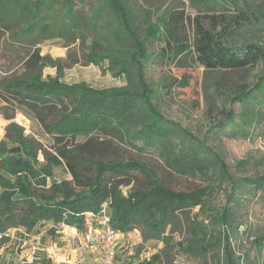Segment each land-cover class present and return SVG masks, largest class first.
<instances>
[{
    "label": "trees",
    "instance_id": "trees-1",
    "mask_svg": "<svg viewBox=\"0 0 264 264\" xmlns=\"http://www.w3.org/2000/svg\"><path fill=\"white\" fill-rule=\"evenodd\" d=\"M141 1L0 0V42L10 28L9 18L16 17V37L31 48L26 69L32 73L28 80L0 85V99L33 116L55 138L54 152H43L47 165L40 172L32 164L39 150L26 138L11 140L17 142L14 145L5 139L0 142V234L20 227L32 231L51 223L46 232L56 237L63 224L84 231L87 221L93 222L88 214H98L109 218L120 233L136 227L143 242L163 243L161 251L136 262L162 264V255H168L173 245L177 221L184 216L195 236L190 245L178 243L182 251L212 252L217 264H260L256 258H236L231 244L222 238L210 242L204 221L187 214L198 208L200 215L212 207L205 219L232 228L234 209L209 206L216 186L232 190L235 206L244 191L264 194V174L239 176L218 145H207L167 119L157 105L161 90L148 81L146 64L182 66L194 61L206 71L239 76L234 87L215 81L205 89L209 109L220 116L211 128V138L218 142L229 125L235 133L250 136L264 120V43L247 35L264 29V6L255 0H189L201 12L192 20L182 10H165L155 17ZM42 38L91 39L95 57L110 60L114 73L125 76L128 85L98 90L67 85L58 77L44 80L40 72L53 64L37 48ZM155 40L163 46L152 52L149 44ZM161 85L162 89L169 86ZM138 142L144 149L153 148L172 171L201 173L214 185L175 191L146 164L113 157L120 143L139 149ZM248 165V160L239 161L237 171ZM62 166L73 180L49 183L51 172L47 171ZM91 167L93 175L88 171ZM255 244L264 249V234ZM0 264L12 262L1 259ZM31 264L53 263L44 256Z\"/></svg>",
    "mask_w": 264,
    "mask_h": 264
},
{
    "label": "rangeland",
    "instance_id": "rangeland-1",
    "mask_svg": "<svg viewBox=\"0 0 264 264\" xmlns=\"http://www.w3.org/2000/svg\"><path fill=\"white\" fill-rule=\"evenodd\" d=\"M255 1L260 6H264V0ZM141 4L145 9L152 10L155 17L160 16L165 10H182L184 15H190L193 20L197 14L201 13L191 5L189 0H142ZM15 20L16 17L9 18L10 28L5 30L4 38L0 42V85L15 84L28 80L32 76V73L26 69V61L31 48L16 37L18 27ZM191 33H193L192 28ZM247 36L254 41L264 43V29L248 33ZM149 45L153 52L159 50L163 43L155 40ZM37 48L41 51V55L53 64L45 66L40 72L44 80L58 77L67 85L82 84L98 90L123 89L128 85L125 76L114 73L110 60L100 55L95 57L91 39L84 42L65 38H42ZM61 69L63 71H60ZM146 76L157 90H161L157 105L167 119L188 129L207 145L213 148L218 145L223 150L232 171L238 172L239 176L264 174V120L255 127L250 136L235 133V127L232 128L229 125L219 137V141L217 139L218 142L211 138V128L218 123L220 116L209 109L205 89L215 81H218L220 85L234 87L239 76L233 73L206 71L194 61H189L182 66L171 63H147ZM187 81L189 84L185 85ZM162 82L169 84L167 89L160 87ZM7 136L8 139H6ZM21 137L26 138V142L35 150H39L37 161L33 160L32 164L40 172L47 165L43 155L44 150L54 152L52 148L55 143L54 135L48 133L33 116L0 99V142L3 139L10 142L11 140L17 141ZM78 140L83 141L84 139L79 137ZM12 144H17V142H11ZM137 145L139 149L120 143L119 153L113 157L122 160H137L146 164L157 172L164 185L175 191L192 192L214 185L213 179L201 173L183 174L172 171L165 159L160 157L153 148L144 149L139 142ZM242 160H248L249 165L246 169L237 171L236 164ZM88 171L91 175L95 173L94 167L89 168ZM47 172H51L48 176L49 183L52 180L58 182L73 180L66 166L51 168ZM136 174L139 180H145L140 173ZM231 192L232 190L227 186H216L209 206L212 205L218 210L224 207L234 209L236 216L231 220L232 228L228 224L214 223L205 219L210 216L212 207H208V210L200 215L197 214L198 208H195L187 215L192 218L196 215L199 222L204 221L210 242L222 238V241L224 239L231 244L236 258L241 261L244 258H256L260 264H264V249H260L255 244L256 238L264 234V194L244 191L239 205L234 206ZM95 215L100 219V215ZM88 217L87 219L92 221L91 216ZM99 219L94 218L92 224H88L87 221L84 231L61 226L56 237L46 232L52 226L51 223L47 226L39 225L32 231H27L22 227L9 229L4 234L6 240H2L4 235L0 234V260L9 261L12 264H31L35 258L45 256L53 264H136L138 258L149 259L164 248V244L158 241L143 242L141 232L135 227L126 234L119 232L118 244L111 258L98 256L85 248L84 243L93 232V228L102 225ZM187 221L184 216L177 221V227L172 233L173 245L167 250L168 255H162V264H217L211 256L212 252L196 254L180 249L178 243H182L184 247L190 245L195 236L192 225ZM108 225H110L109 218ZM69 239L72 240V245L68 250L66 246Z\"/></svg>",
    "mask_w": 264,
    "mask_h": 264
},
{
    "label": "built area",
    "instance_id": "built-area-1",
    "mask_svg": "<svg viewBox=\"0 0 264 264\" xmlns=\"http://www.w3.org/2000/svg\"><path fill=\"white\" fill-rule=\"evenodd\" d=\"M88 215L91 216L92 221H94V218L99 219V217H96V215L92 213ZM99 220L102 225L93 228V232L87 237L84 246L98 256L111 258L115 253L120 234L113 227L108 225L107 217H100ZM62 227H66V225L63 224ZM71 245L72 240L69 239L66 248L69 250Z\"/></svg>",
    "mask_w": 264,
    "mask_h": 264
}]
</instances>
